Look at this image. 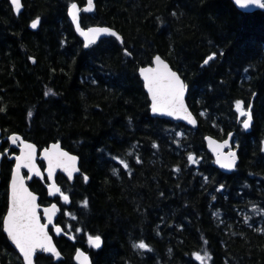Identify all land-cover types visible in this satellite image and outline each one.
Instances as JSON below:
<instances>
[{"label":"trees","instance_id":"1","mask_svg":"<svg viewBox=\"0 0 264 264\" xmlns=\"http://www.w3.org/2000/svg\"><path fill=\"white\" fill-rule=\"evenodd\" d=\"M22 2L16 15L11 0H0L3 132L40 149L58 141L81 160L74 182L57 176L69 197L55 235L64 258L38 253L37 263L77 264L82 248L94 264H264V9L244 12L232 0H96L82 25L110 26L123 42L111 36L86 48L68 15L86 0ZM156 54L185 80L198 129L151 114L139 68ZM237 102L252 116L248 128ZM230 132L240 160L225 173L205 136ZM11 169L5 159L0 259L23 264L2 227ZM47 183H30L44 205ZM90 236L102 238L99 248Z\"/></svg>","mask_w":264,"mask_h":264},{"label":"water","instance_id":"2","mask_svg":"<svg viewBox=\"0 0 264 264\" xmlns=\"http://www.w3.org/2000/svg\"><path fill=\"white\" fill-rule=\"evenodd\" d=\"M232 2L234 3V5L244 11V12H253L256 10H263L261 8H259L258 6H248V7H241L240 5L235 3V0H232ZM262 2H264V0H262ZM96 0H92V10L91 11H85L86 8L89 7V3L88 0H86V4L81 7L79 5L78 2H73L72 4H76L77 8L75 10V14H76V19L74 20L72 18V4L69 5L68 7V15L69 18L74 26L75 32L76 34L82 39V41L84 42V46L86 48L90 47L91 45L97 44L102 38L105 37H111L113 35H111L110 33L114 32L116 35L113 36L115 38H117L121 43L123 42V36L121 35L120 32H118L116 29H113L109 26L106 25H91L88 27H84L81 23V13L82 11L86 12V13H91L94 12L95 8H96ZM12 4V2H11ZM21 5L23 7V2L21 0ZM14 12L16 13V15H19L22 11V7L21 10L19 12H17L15 10L14 5L12 4ZM39 21L37 24L36 28L31 27V24L34 21ZM40 19H34L31 24L30 27L32 29H37L40 25ZM77 25H79V29L77 27ZM109 29V33H98L96 35H92L89 30L90 29ZM81 32H86L89 33L88 37L81 35ZM89 39L94 40V43L89 44ZM87 45V46H86ZM159 57L160 61H162V64L160 65L161 70H163V65H167V70L174 72L180 79V81L184 84L185 88H184V93H183V105H184V110L183 111H179L174 113L173 115H168L167 114V109L161 110V111H157V112H153L152 110V96L151 93L148 91L147 87H146V81L144 80V77L141 73L142 69H147V68H152L155 69L157 68V63H156V58ZM139 75L140 78L142 79L143 83H144V88L145 91L148 94V97L150 99V110H151V114L153 116H158L160 118H165V119H170L176 122H182L185 125L193 128V129H198L199 127V120L197 115L193 112V110L190 108L188 101H187V96H188V86L185 82V80L183 79V77L181 76V74L179 73V71H177L176 69H174L171 65V63L166 60L163 56H161L160 54H156L153 58V63L152 64H148V65H144L141 66L139 68ZM248 119V117H247ZM246 119V120H247ZM191 121H194V123H192ZM252 125V116H251V121L249 123V126ZM2 126H1V120H0V137L2 136ZM13 137H17L18 139L16 140L15 143H13L12 138ZM10 140L12 142L13 145L17 146L19 148V152L14 153L13 155H11V158L14 159V165L12 168V172H11V177H10V182H9V200H8V208L7 211L5 213V216L3 218V222L4 219L6 218L9 210L11 209L12 206V178L13 175L15 174L16 171V164H17V159L16 157L22 156L24 154V152L27 151V149H25V145H31L32 146V152H33V164H34V168L32 170H29V168L26 167H21L20 169V176H22L24 178L23 183L24 186L27 188L28 192H30L33 196L36 197L35 203L37 205V209H36V213H37V217L39 219V223L42 225H47V228L45 229V231L47 232L48 236L51 238V243L52 245L56 248V250L60 253L59 257H56L53 253L50 252H45L41 249H37L36 252L33 255V264H38L37 263V255L38 253H46V254H50L54 257L55 261H59L62 260L64 258V255L62 254L59 246L56 243L55 237L53 232L50 230V227L53 226L54 228V233L55 234H61L63 231V228L60 224L57 223L58 220V216H59V204L57 201H53L50 204L47 205H42L40 203V195L34 191L32 189V187L30 186V183L33 181V179L35 177L38 178H44L45 176H47V179L49 181L48 186H47V193L48 196L52 199L56 198V196L62 195V190H61V185L58 183L57 180V175L59 172L63 173L70 182H74L75 177L77 174H80L81 172V166H80V157L69 151L68 149L64 148L62 146V144L60 142H51L48 146L43 147L42 149H40V147L34 143L33 141H30L28 139H25L22 135L20 134H12L10 136ZM205 142H206V146L207 149L213 154L214 159H215V164L216 166L221 169L223 172L225 173H231L233 172L236 168L237 165L239 163L240 160V156H239V150L238 148L235 146V142H234V132H230L228 134V136L225 139H218L216 137H214L213 135H206L205 136ZM2 140L0 139V146H1ZM263 145H264V140H263ZM54 149L58 152H63V153H67L68 157H74L75 159L72 161H68L67 158H63L64 161L67 162V164L69 165L67 170H65V168L63 167V165L57 167L56 165V159H53V167L51 170V175H49V155H51L54 151ZM8 151H6L7 153ZM229 153H235V160H234V166L231 168H225L222 167L221 164L222 163H226L228 162V160L230 159L229 157ZM4 153L0 152V171H1V163H2V159H3ZM193 158V155L191 156ZM218 160L220 162H218ZM42 161L44 162L45 166L42 167L40 162ZM69 171H71V176H69ZM39 172V175H37L36 173ZM60 189L59 192L56 191V189ZM53 206H55V208L53 209ZM46 210H53L51 212H48ZM51 215L52 220L51 223H49L48 220V216ZM3 227V232L5 233V235L7 236L10 244L13 246V248L18 252L19 256L21 257L23 264H27V262L24 260L23 257V253L20 252L19 248L15 245V243L11 240V238L7 235L6 231H4V223L2 224ZM59 228L60 232L58 233L56 231V229ZM93 238L96 236H92ZM100 237V236H99ZM101 238V237H100ZM90 242V240H89ZM101 244H102V238H101ZM78 253H82V256H78ZM75 260L78 264H94L93 260L90 256V253L82 248H79L76 253H75ZM0 264H2L1 259H0Z\"/></svg>","mask_w":264,"mask_h":264},{"label":"snow or ice","instance_id":"3","mask_svg":"<svg viewBox=\"0 0 264 264\" xmlns=\"http://www.w3.org/2000/svg\"><path fill=\"white\" fill-rule=\"evenodd\" d=\"M12 4L15 7V10L19 12L21 10V0H11ZM89 7L85 11L92 10V0H88ZM235 3L243 7L248 6H258L261 9H264V2L262 0H235ZM72 18L76 19L75 10L77 8L76 4H72ZM38 20L34 21L31 24V27L36 28ZM79 29V25H77ZM109 29H90L89 32L94 36L98 33H109ZM115 36L114 32L110 33ZM81 35L88 37L89 33L81 32ZM95 41L89 39V44L94 43ZM87 46V45H86ZM213 56H209L204 63L207 64L209 60H212ZM157 68H147L142 69L141 73L146 81V87L152 96V110L153 112L161 111L167 109L168 115H173L176 112L183 111V93H184V84L180 81L179 77L169 70H167V65H163V70H161L160 65L162 61L160 58H156ZM237 110L240 112L241 116H247L248 119L243 122L244 128L249 127L251 121L250 112H246L241 103L237 102ZM194 123V121H191ZM18 138L13 137V143L16 142ZM26 152L22 156L16 157V171L12 178V206L9 210L6 218L4 219V231L19 248L20 252L23 253L24 260L27 264H33V255L37 249H41L45 252L53 253L56 257L60 256V253L51 243V238L48 236L45 229L47 225H42L39 223L37 217L36 209L37 205L35 203L36 197L28 192L27 188L24 186V178L20 176L21 167L29 168L32 170L34 168L33 164V152L31 145H25ZM230 159L226 163H222L221 166L225 168H231L234 166L235 153L228 154ZM67 158L68 161H72L74 157H68L67 153L58 152L54 149L53 153L49 155V175H51V170L53 167V159H56L57 167L63 165L65 170L68 168V164L63 158ZM191 160L192 157L190 156ZM218 162H220L218 160ZM124 167H127L125 164ZM39 175V172L36 173ZM71 171H69V176H71ZM57 192L60 189H56ZM64 200L67 201L68 197L64 196ZM84 205H87V201H84ZM55 206H53V209ZM51 212L53 210H46ZM49 223H51L52 217L48 216ZM56 231L59 233L60 229L57 228ZM90 243L99 248L101 246V238L99 236L90 237ZM135 247L141 249L147 248V245L143 242H140ZM82 253H78V256H82Z\"/></svg>","mask_w":264,"mask_h":264},{"label":"flooded vegetation","instance_id":"4","mask_svg":"<svg viewBox=\"0 0 264 264\" xmlns=\"http://www.w3.org/2000/svg\"><path fill=\"white\" fill-rule=\"evenodd\" d=\"M2 132H3V129H2ZM10 136L11 135H5L4 134V132L2 133V136L0 137V139L2 140V143H1V146H0V152H3L4 153V156H3V159H2V163H1V171H0V181H1V178H2V176H1V173H2V166H3V162L5 161V159L7 160V161H10L11 163H12V168H13V165H14V159L13 158H11V155H13L14 153H17V152H19V148L17 147V146H15V145H13L12 144V142H11V140H10ZM6 151H8L7 153H6ZM41 163H43V167L45 166V164H44V162H41L40 161V164ZM11 172H12V169H11ZM11 172H10V177H11ZM10 177H9V179H8V200H9V182H10ZM35 178H38V177H35ZM34 178V179H35ZM45 178H47V176H45L44 178H38V179H45ZM33 179V180H34ZM47 181H48V179H47ZM48 183H49V181H48ZM48 183H47V185H46V190H47V186H48ZM59 198L58 199H50V200H48V202H47V204H49L50 202H53V201H57L58 202V204H61V202L63 201H65L64 200V196H58ZM8 200H7V208H8ZM66 203H68L69 202V200H67V201H65ZM60 206V205H59ZM7 208H6V211H7ZM67 208V207H66ZM6 211H4V213H3V218H4V216H5V213H6ZM57 223L58 224H60L59 222H58V220H57ZM50 230L51 231H54V228H53V226H51L50 227Z\"/></svg>","mask_w":264,"mask_h":264},{"label":"bare ground","instance_id":"5","mask_svg":"<svg viewBox=\"0 0 264 264\" xmlns=\"http://www.w3.org/2000/svg\"><path fill=\"white\" fill-rule=\"evenodd\" d=\"M110 27V26H109ZM112 28V27H111ZM114 29V28H113Z\"/></svg>","mask_w":264,"mask_h":264}]
</instances>
